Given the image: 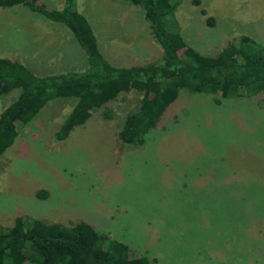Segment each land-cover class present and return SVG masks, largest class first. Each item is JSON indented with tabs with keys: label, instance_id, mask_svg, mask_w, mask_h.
<instances>
[{
	"label": "rangeland",
	"instance_id": "obj_1",
	"mask_svg": "<svg viewBox=\"0 0 264 264\" xmlns=\"http://www.w3.org/2000/svg\"><path fill=\"white\" fill-rule=\"evenodd\" d=\"M176 1L168 20L198 54L214 56L240 36L264 46V0ZM37 2L59 10L64 0ZM73 4L109 65L160 60L138 7L119 0ZM16 24L23 28L17 38ZM70 38L64 26L25 6L0 9V57L34 75L85 71ZM18 92L0 97V112ZM140 97L119 94L62 141L54 133L73 98L50 100L16 126L0 155V227L18 218L83 222L150 264H264V93L215 105L213 96L180 92L142 145L120 144L116 134Z\"/></svg>",
	"mask_w": 264,
	"mask_h": 264
},
{
	"label": "trees",
	"instance_id": "obj_2",
	"mask_svg": "<svg viewBox=\"0 0 264 264\" xmlns=\"http://www.w3.org/2000/svg\"><path fill=\"white\" fill-rule=\"evenodd\" d=\"M142 11L160 60L128 68L109 65L98 51L85 18L73 0L59 10L37 0H0V8L25 6L49 22L64 26L82 52L87 67L82 72L36 76L19 63L0 58V97L18 90L17 97L0 112V155L12 144L16 126H25L50 100L73 98L74 105L54 133L56 141L82 126L91 112L121 93L141 97L125 116L116 139L124 145H142L180 92L213 96V103L241 95L264 93V46L240 36L214 56H202L186 46L168 20L176 0H119ZM196 4L197 1L195 0ZM212 25V20L207 19ZM154 261V260H151ZM150 264L133 256L127 247L83 222L67 226L18 218L0 227V264Z\"/></svg>",
	"mask_w": 264,
	"mask_h": 264
},
{
	"label": "crops",
	"instance_id": "obj_3",
	"mask_svg": "<svg viewBox=\"0 0 264 264\" xmlns=\"http://www.w3.org/2000/svg\"><path fill=\"white\" fill-rule=\"evenodd\" d=\"M15 7H17V6H14V7H11V8H0V9H5V10H8V9H12V8H15ZM62 8V7H61ZM78 13V12H77ZM38 18V17H37ZM38 19H40V18H38ZM43 21V20H42ZM14 31H17L18 30V32L15 34V38H17L18 36H19V34H20V31L21 30H23V28H19V26L17 27V24L15 25V28L13 29ZM5 34V33H4ZM70 34V33H69ZM71 35V34H70ZM5 36H6V34H5ZM26 36H28V35H26ZM6 38H8L7 36H6ZM70 39H73L72 38V36H71V38ZM38 40V38H34V41L36 42ZM39 41V40H38ZM74 41V40H73ZM70 42V41H69ZM75 42V41H74ZM71 43V42H70ZM76 44V43H75ZM49 45V44H48ZM73 45V44H72ZM41 46V44L40 43H38L34 48H39ZM17 48H19V44L16 46ZM0 48H2V46H0ZM1 54V53H0ZM83 55V54H82ZM1 58V57H0ZM13 62V61H12ZM37 76V75H36ZM41 76H44V75H41Z\"/></svg>",
	"mask_w": 264,
	"mask_h": 264
}]
</instances>
